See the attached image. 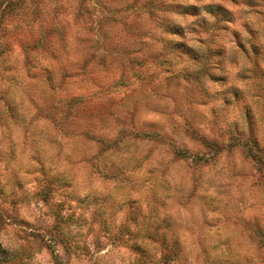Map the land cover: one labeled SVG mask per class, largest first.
I'll return each mask as SVG.
<instances>
[{
  "label": "clouds",
  "instance_id": "obj_1",
  "mask_svg": "<svg viewBox=\"0 0 264 264\" xmlns=\"http://www.w3.org/2000/svg\"><path fill=\"white\" fill-rule=\"evenodd\" d=\"M0 264H264V0H0Z\"/></svg>",
  "mask_w": 264,
  "mask_h": 264
}]
</instances>
